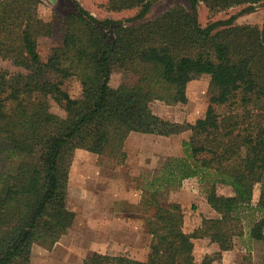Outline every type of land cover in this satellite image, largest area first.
Returning a JSON list of instances; mask_svg holds the SVG:
<instances>
[{
  "label": "trees",
  "instance_id": "1",
  "mask_svg": "<svg viewBox=\"0 0 264 264\" xmlns=\"http://www.w3.org/2000/svg\"><path fill=\"white\" fill-rule=\"evenodd\" d=\"M152 1H107L109 11L140 7L127 20L139 21L132 24L99 20L74 1L76 10L62 19L61 46L42 62L37 40L52 25L37 14L40 0H0V55L27 71L0 72V162L8 163L0 168V264H30L34 244L51 247L72 226L67 184L73 151L120 161L130 132L190 135L180 156L166 158L144 177L141 203L154 208L145 222L151 235L147 258L91 252L81 264H214L235 246V237L264 242V20L261 26L234 23L264 0H188L189 10L175 6L141 20ZM199 2L210 12L243 8L201 26ZM116 69L136 80L110 86ZM205 76L203 117L177 123L151 112L156 99L186 102L187 83ZM72 79L79 83L76 96L65 87ZM51 101L64 116L50 110ZM189 178L204 184L217 216L186 233L178 206L158 200ZM256 184L261 189L253 211L261 215L253 218ZM220 185L231 194H218ZM194 239L216 243L219 251L197 261Z\"/></svg>",
  "mask_w": 264,
  "mask_h": 264
},
{
  "label": "rangeland",
  "instance_id": "2",
  "mask_svg": "<svg viewBox=\"0 0 264 264\" xmlns=\"http://www.w3.org/2000/svg\"><path fill=\"white\" fill-rule=\"evenodd\" d=\"M74 1L99 20L110 19L122 21L125 24L139 22L136 20L128 23L127 20L136 16L140 7L109 11L106 6L108 0H40L37 14L43 21L52 25V32L47 36H40L37 40V51L42 62L47 60L53 48L61 46L64 33L62 19L64 15L76 10ZM175 6L190 9L188 0H153L141 20L153 19ZM242 8L243 6H235L218 12H210L202 2H199L197 4V20L201 26H206L210 22L229 18ZM263 20L264 2L256 5L251 12L237 15L234 23L261 26ZM112 28L113 26H110L109 33ZM1 71H8L10 75L18 72L27 73L25 69L14 65L9 59H4L0 55ZM135 80V77L126 76L122 71L116 69L110 77L109 84L112 87H117L122 82L133 84ZM65 87L72 96H76L79 92V83L74 79L65 82ZM185 94L186 102L184 103L169 104L162 100H153L150 102V110L154 115L171 122L193 123L205 114L209 99L208 78L205 76L187 83ZM50 110L59 116L65 115L53 101L50 102ZM189 135V130L169 136L130 132L122 146L125 157L120 161L117 160V157L109 154L100 156L84 149H75L69 167L67 184V206L75 214L74 222L67 233L62 235L51 247L34 244L31 250L30 264H79L82 255L85 252H90L85 242L96 231L93 227L89 231L90 223L98 219L92 218V214H95L92 205L96 197H102L100 200L107 203L114 202L117 212L128 221L127 228L123 225L125 230L123 237L116 228L113 229V233L114 238L120 242L131 243L129 246L121 245L120 242L112 245L113 251L130 258L131 251L143 256L146 251L148 254L151 235L147 232L145 222L146 218L153 214L154 208L144 207L141 203L144 177H150L166 158L180 156L182 154L181 142ZM3 142L0 138V144ZM2 166L3 168L8 167L7 160L0 162L1 169ZM260 189V184H256L253 189L249 207L253 218H258L261 215L260 211H253L260 196ZM124 190L134 193L135 199L140 195V202L130 204L117 199L114 201L111 198L113 192ZM216 192L222 195L231 194L230 188L224 185L218 186ZM158 201L162 205L173 203L178 206L183 216L182 230L186 233L200 226L203 218L217 216L207 203L204 184H200L196 178L183 180L178 188L160 195ZM198 240L196 242L198 245H194V257L200 261L204 257L203 251H205L203 242H206ZM234 242L237 248L223 256L224 258L226 256L230 264H263L264 242L249 240L246 234L235 237ZM214 264H223V262L217 261Z\"/></svg>",
  "mask_w": 264,
  "mask_h": 264
},
{
  "label": "crops",
  "instance_id": "3",
  "mask_svg": "<svg viewBox=\"0 0 264 264\" xmlns=\"http://www.w3.org/2000/svg\"><path fill=\"white\" fill-rule=\"evenodd\" d=\"M189 179H193V178H189ZM100 198L102 199V197H99V198L96 197L92 205V209L94 210V213H95L94 215L92 214V218L96 217L98 219L94 220L93 223H90V227H89V231L92 229V227L96 231H94L92 235L85 242L87 245L86 247H88L90 252H85L84 255H82V257L80 258L79 264H81L83 258L91 252H98L101 254H107L111 256L123 255L122 253H118V254L115 253L112 249V245H115L120 242V240H118L117 238H114L113 229L114 228L118 229L119 233L123 237L125 235L124 234L125 230L123 228V225L125 228H127L128 221H126V218H123L124 216H121V214L117 212L114 206L115 205L114 202L107 203L106 201L100 200ZM111 198L114 199V201L117 199V200L126 201L127 203H130V204L131 203L137 204L138 202H140V195L139 197H137V199H135L134 193H130L129 190H124L121 192L115 191L112 193ZM104 199H107V198H104ZM191 231L192 230H189L187 231V233ZM110 237H112L111 242L113 243L110 242ZM197 240L198 239L193 240L194 245L195 244L198 245V243H196ZM199 240L204 241L205 239H199ZM205 242L206 243L203 242L204 244L203 250H205L203 251L204 252L203 255L212 254L214 252L219 251L218 245L216 243H210L208 240H205ZM120 244L122 245L126 243L120 242ZM129 244L127 243L126 245L129 246ZM236 248L237 247L234 246L231 250L222 251L221 258L219 261L223 262V264H230L229 260L226 259V256L225 258L223 256L227 252L233 251ZM194 254H195V249L193 250V255ZM131 258L143 261L147 258V251L145 252L144 256L131 251ZM30 263H31V258H30Z\"/></svg>",
  "mask_w": 264,
  "mask_h": 264
}]
</instances>
